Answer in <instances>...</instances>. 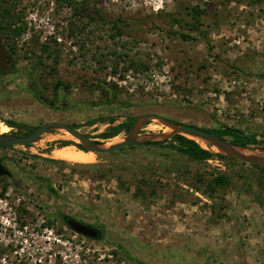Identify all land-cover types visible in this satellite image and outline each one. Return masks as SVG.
I'll return each instance as SVG.
<instances>
[{
	"label": "rangeland",
	"instance_id": "rangeland-1",
	"mask_svg": "<svg viewBox=\"0 0 264 264\" xmlns=\"http://www.w3.org/2000/svg\"><path fill=\"white\" fill-rule=\"evenodd\" d=\"M89 4L105 22L83 25V17L75 23L80 32L71 36L66 6L53 0L15 5L25 26L16 41V67L26 66L32 52L40 56L35 40L58 48L59 58H37L43 100L31 95L20 72L0 81L5 133L18 132L7 120L29 127L56 121L109 144L126 131L107 139L97 134L127 117L153 113L199 128L227 125L264 136V1ZM193 4L204 10L195 28L188 15L176 24L167 21L173 10L184 15ZM117 19L121 36L110 29ZM57 80L66 88L65 101L50 104ZM111 82L118 90L110 89V98L95 89L98 83L109 90ZM110 114L112 123L102 120ZM163 130L150 120L139 133ZM62 140H69L67 133L52 130L28 145L0 147L12 174L0 178V264H133L123 252L140 264H264V191L249 164L220 158L214 148L195 162L163 145L139 143L94 153L91 163L45 161ZM220 174L226 183L212 185ZM61 214L98 226L102 237L74 233ZM22 221L30 245L20 250L21 235L12 228H21Z\"/></svg>",
	"mask_w": 264,
	"mask_h": 264
},
{
	"label": "trees",
	"instance_id": "trees-1",
	"mask_svg": "<svg viewBox=\"0 0 264 264\" xmlns=\"http://www.w3.org/2000/svg\"><path fill=\"white\" fill-rule=\"evenodd\" d=\"M20 0H0V81L3 80L4 76L7 74H16V72H20L22 75L25 76L27 80V90L31 93V95L36 98V100H43L41 98V89L38 87L40 84L42 86V83H38V77L40 75V61H37V58L41 55H44L46 57H49L51 59H54V61H57L59 58V49L57 48H50L46 42L38 43L37 40L33 41L34 46L38 48V53L40 56H35V53H31L30 58L31 60H28L27 65L21 67L18 69L16 67L15 61L13 58H15L16 54V41L17 38L20 36V34L23 32L24 29V22L21 18V8L15 7V5H18ZM56 2L59 6H66L70 11V17L68 19V35L71 36L76 32H80L79 29L76 27H79L75 25L77 21H80L81 18L84 17L85 21L82 23L84 25L90 22H96V23H104L103 15L101 14V11L99 8H96L94 4H89V0H53ZM263 2L264 0H249V2ZM185 9V10H184ZM183 10L185 11V14L182 15L179 10H174L170 12L167 17V21H171L173 23H179L180 20H185V16H189L191 19V26L196 27V23L199 22L201 14H203L204 10L202 8H199L197 4H193L191 6H186ZM180 14V16H179ZM117 20L111 21V32L113 35L121 36L124 33V30H122L119 27V24L117 23ZM78 23V22H77ZM180 36L183 39H192L187 34H180ZM54 42V40H53ZM36 58H35V57ZM9 59V62L6 61V59ZM39 59V58H38ZM233 67V66H232ZM236 67V66H234ZM113 71L115 68L113 67ZM103 83V82H102ZM64 83L60 80H57L53 84V96L50 98L49 103L54 104L55 102L59 101H65L64 100V90L66 88H63ZM95 89L100 91L102 94H105V97L110 98L111 97V91L110 89L114 90V93L118 90L115 86V84H110L109 90L108 88L103 87L100 84L95 85ZM67 91V90H66ZM112 110V107L110 108ZM164 117V116H163ZM135 117H127L125 120L120 121L117 124H112L106 128V130L100 132L97 134V137H100L102 139L112 138L116 136L121 130L127 131L129 126L131 125L132 121ZM166 118V117H165ZM168 119V118H167ZM102 120H107L108 123H112L115 118L113 115L106 116L105 118H102ZM172 122L181 123L179 121H175L173 119H168ZM6 125L9 127H15L18 132H10L9 134L16 135V136H23L31 132L34 128H36L39 125L29 127L24 123H18L12 120H7L5 122ZM187 125H191L188 123H183ZM71 127L75 128L74 124H70ZM195 126V125H191ZM196 127V126H195ZM203 130H206L208 132H212L216 134L218 137L223 138L225 140H228L232 142L235 145L239 146H249V145H256V147L260 150H264V136L262 138H257V135L253 132H245L239 128H235L233 126H227V125H219L216 128H201ZM89 137V136H88ZM69 144L71 146L76 147L77 149H80L84 151V148H82L77 143H72V141L69 140H62L59 142L58 146L62 147L61 145ZM138 145H163L164 147L172 150L173 152L182 155L186 157L187 159L195 162H203L205 161L209 156L212 155V152L209 149L204 148L201 146L198 142L189 139L183 135L180 134H172L169 136L168 139L165 140H153V141H143L139 143ZM11 145H0L1 148H5ZM130 146V145H129ZM128 146V147H129ZM122 149V148H121ZM119 149V150H121ZM216 156L220 158H225L224 156L217 155ZM2 159V158H1ZM0 159V160H1ZM10 162L13 163V159L8 158ZM45 161H49L52 163H64L61 160H56L53 158H43ZM229 160H233L232 158H228ZM244 164L243 162H240ZM251 168L256 169L258 172L259 178L256 180V185L258 189L261 191H264V167L257 166V165H249ZM0 178H4V176H0ZM212 185H224L226 183V177L222 174L217 175L215 179L211 178ZM210 188V194L211 191L213 192L212 186L209 183ZM46 189L52 193V188L46 184ZM3 191H5V185L2 186L0 195H2ZM259 204V201H258ZM23 221L21 222V225H23ZM45 225L49 224V220L45 221ZM102 237V231L100 229V235L99 238ZM121 249V248H120ZM123 251H125L123 249ZM113 253H115L113 251ZM124 257L127 258L130 262L133 264H136L138 261L136 259H133L128 254L123 252ZM138 264H140L138 262Z\"/></svg>",
	"mask_w": 264,
	"mask_h": 264
},
{
	"label": "water",
	"instance_id": "water-1",
	"mask_svg": "<svg viewBox=\"0 0 264 264\" xmlns=\"http://www.w3.org/2000/svg\"><path fill=\"white\" fill-rule=\"evenodd\" d=\"M150 120L156 121L166 130L157 133L140 134L139 130L146 125ZM62 130L72 138L76 139L84 151H90L96 154H109L129 145L141 143L143 141L165 140L172 134H180L196 142H201L205 145L204 148L209 149L217 155L232 158L234 160L249 164L264 167V150L250 149L248 146L235 145L232 142L218 137L212 132H208L199 127L176 123L167 118L153 113H144L137 115L126 131L125 135L118 141L109 144L97 142L88 137L86 134L79 132L77 129L68 124L49 121L40 124L31 132L23 136H16L9 133H0V145H28L38 140L41 135L47 131ZM69 144L61 145L66 146ZM80 150V149H78ZM9 172L3 167L0 162V175H8ZM63 220L67 227L76 234H79L88 239H98L99 232L91 225L82 223L72 217L63 216Z\"/></svg>",
	"mask_w": 264,
	"mask_h": 264
},
{
	"label": "bare ground",
	"instance_id": "bare-ground-1",
	"mask_svg": "<svg viewBox=\"0 0 264 264\" xmlns=\"http://www.w3.org/2000/svg\"><path fill=\"white\" fill-rule=\"evenodd\" d=\"M0 131L3 133L6 132L7 130L1 126ZM67 135H68V139L72 141V143L76 142V139L72 138L71 135H69L68 133ZM50 156L55 159L63 160L66 162L80 163V164L91 163L93 162L95 157L93 152L78 150L76 147L71 145L55 148L53 151H51Z\"/></svg>",
	"mask_w": 264,
	"mask_h": 264
},
{
	"label": "built area",
	"instance_id": "built-area-1",
	"mask_svg": "<svg viewBox=\"0 0 264 264\" xmlns=\"http://www.w3.org/2000/svg\"><path fill=\"white\" fill-rule=\"evenodd\" d=\"M5 225H7V226H9V227H13V225H10V222H8L7 221V223H4ZM26 231H27V226L26 225H23L21 228H19V227H14V228H12V232H13V234H14V232L15 233H18V234H20L21 236H20V242H18L21 246H20V250H23V248L27 245H30V242L27 240V238H26ZM32 238H34V236L32 237Z\"/></svg>",
	"mask_w": 264,
	"mask_h": 264
},
{
	"label": "flooded vegetation",
	"instance_id": "flooded-vegetation-1",
	"mask_svg": "<svg viewBox=\"0 0 264 264\" xmlns=\"http://www.w3.org/2000/svg\"><path fill=\"white\" fill-rule=\"evenodd\" d=\"M0 162H1V164L3 165V167L9 172L8 175H0V176L11 177V176H12L11 171L6 167V165L3 164L2 160H0ZM63 216H65V214H61V220H62V222L66 225V223H65L64 220H63ZM66 216L71 217V216H69V215H66ZM72 218H73V217H72ZM76 220H77V219H76ZM78 221H80V220H78ZM80 222H82V221H80ZM82 223H85V222H82ZM85 224H88V225H91L92 227H94L96 230H98L99 235H100V228H99L98 226H96V225H94V224H90V223H85ZM66 226H67V225H66ZM78 235H79V234H78Z\"/></svg>",
	"mask_w": 264,
	"mask_h": 264
},
{
	"label": "clouds",
	"instance_id": "clouds-1",
	"mask_svg": "<svg viewBox=\"0 0 264 264\" xmlns=\"http://www.w3.org/2000/svg\"><path fill=\"white\" fill-rule=\"evenodd\" d=\"M161 4H162V0H161Z\"/></svg>",
	"mask_w": 264,
	"mask_h": 264
}]
</instances>
